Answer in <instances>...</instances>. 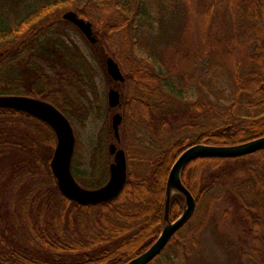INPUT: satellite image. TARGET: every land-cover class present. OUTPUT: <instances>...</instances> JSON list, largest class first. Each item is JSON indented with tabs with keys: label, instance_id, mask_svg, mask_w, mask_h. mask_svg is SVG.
Returning <instances> with one entry per match:
<instances>
[{
	"label": "trees",
	"instance_id": "trees-1",
	"mask_svg": "<svg viewBox=\"0 0 264 264\" xmlns=\"http://www.w3.org/2000/svg\"><path fill=\"white\" fill-rule=\"evenodd\" d=\"M180 2L185 11L197 8V21L195 26L179 21V35L164 50L160 65L136 60L135 41H112L138 20L145 24L143 0H31L25 9L12 13L11 25L0 23V95L45 101L68 119L73 100L67 105L64 99H73L78 90L80 96L83 89L92 91L89 61L75 56L63 31L64 24L74 27L59 17L65 10L92 24L95 46L112 54L127 85L126 94H121L120 128L127 124L122 135L119 128L127 180L116 199L98 205L80 206L60 194L49 169L55 137L47 125L0 109V181L21 185L18 208L0 216V264H126L145 252L161 232L167 177L180 153L191 145L232 146L264 136V0ZM197 65L205 66L227 90L215 122L200 128L187 125L164 146H139L142 140L132 130L151 124L152 111L162 104L164 81L183 69L188 74ZM195 107L204 111V117L214 113L205 100ZM110 137L111 130L106 132L104 126L99 134L103 147L96 148L94 158L111 159L106 150ZM75 158L74 151L71 172L81 187L105 184L108 163L100 181L98 175L89 178L80 173ZM249 158L255 167L245 171L247 178L238 189L223 164ZM181 182L194 197L195 210L150 264L165 257L170 246L179 248L183 241L194 246L213 204L235 196L240 199L241 220L249 224L244 254L264 264V150L236 159H196L182 169ZM183 206L182 196L171 195L170 222L182 214Z\"/></svg>",
	"mask_w": 264,
	"mask_h": 264
},
{
	"label": "rangeland",
	"instance_id": "rangeland-1",
	"mask_svg": "<svg viewBox=\"0 0 264 264\" xmlns=\"http://www.w3.org/2000/svg\"><path fill=\"white\" fill-rule=\"evenodd\" d=\"M30 1L6 0L3 6L0 5V23L11 25L13 22L12 13L17 11V8H19L18 10L25 9L26 3ZM143 1L147 14L145 24L138 20L123 35L114 36L112 41H115L116 44H118L117 41L124 43L125 38L135 41L138 52L133 53V56L136 60L147 62V64L155 61L160 65L159 60L163 57L164 50L179 35V33L176 34L179 30V21H185V23L189 21L191 25L195 26L197 6L195 7L196 3L193 2L192 7L196 9L185 11L180 0ZM66 11L70 10L63 11L59 17ZM92 29L95 34L93 26ZM63 31L67 32L66 39H68L75 56L81 55L89 61L87 66L91 71L92 80V91L87 92L84 89L82 91L85 97L80 96L78 90L77 94L73 95V99H64L67 105L72 100L74 102H72L68 120L75 137V166L80 173L86 174L89 178L98 175L101 177V181L104 178L103 166L105 162L109 166L111 159H108L106 155L102 159L94 158V154L103 147L102 141L99 140V134L104 126L106 132L110 129V120L114 113L121 114V109L111 110L108 108L106 93L110 88H113L123 96L126 94L127 85L124 83L118 86L107 76L105 60L107 57L114 59L111 53H109L110 56L106 55L100 47L90 45L77 29L68 24H64ZM53 57L49 58L52 64ZM161 67L165 72L166 68L163 65ZM205 68V66L197 65L195 69L188 71V74H186L187 70L183 69L182 74L178 73L164 81L160 95L162 104L152 111L151 124L141 127L138 132L132 130L134 137L137 136L142 140L139 146L154 148V146L166 145L175 140L176 133L187 125L200 128V126L206 127V125L215 122V114L222 111L227 90L221 82L209 75ZM64 72H66L64 69H60V73ZM67 73L68 77H72L70 70ZM184 76L187 78L184 79ZM25 77L24 79H26ZM201 100L208 101L213 105L214 113L210 117H204V111L195 107ZM126 126L127 124H124L120 128L121 135ZM132 134L129 135L130 139H133ZM103 142L106 144L105 139ZM111 143L115 142L110 137L108 145ZM133 156L136 154L134 153ZM96 164L98 165L97 171L94 170ZM223 167L227 171L228 178H232L236 188L239 189L242 187L244 179L247 178L244 176L245 171L248 168H254L255 164L254 160L249 158L224 163ZM226 180L227 177L224 178V182ZM106 181L104 180V183ZM12 183L13 181L4 183L0 181V216L2 217L12 208L16 210L20 202L21 185L15 184L14 181V187H11ZM12 199L15 202H13L14 206L10 208L9 202L11 203ZM225 199L213 204L208 219L196 236L197 241L194 246L186 244V241H183L184 243L179 248L170 246L165 257L159 258L155 264H256L244 254L246 242L249 239L247 232L249 224L241 220L240 199L237 196ZM226 209H228L227 213Z\"/></svg>",
	"mask_w": 264,
	"mask_h": 264
},
{
	"label": "water",
	"instance_id": "water-1",
	"mask_svg": "<svg viewBox=\"0 0 264 264\" xmlns=\"http://www.w3.org/2000/svg\"><path fill=\"white\" fill-rule=\"evenodd\" d=\"M61 19L72 24L90 45L98 40L93 32L92 24L79 18L73 11H66ZM107 76L118 86L124 84L125 78L117 62L107 57L105 60ZM107 106L111 110L121 108V94L110 88L106 93ZM0 109L19 112L31 116L52 131L55 147L49 163V169L56 181L60 194L67 200L80 205L91 206L110 202L116 199L124 188L127 180V164L125 152L119 147V128L122 116L116 112L111 116L110 127L115 143L108 145L107 153L111 158L108 166V179L104 185L96 189L81 187L71 172L74 154L75 137L69 120L51 104L25 96L0 95ZM264 150V136L232 146H209L196 144L186 148L173 163L166 182L163 226L155 242L142 254L126 264H150L168 245L174 234L188 221L195 210V199L181 182V171L186 164L196 159L218 158L236 159L252 155ZM173 194L184 199L182 214L173 222L169 221V203Z\"/></svg>",
	"mask_w": 264,
	"mask_h": 264
},
{
	"label": "bare ground",
	"instance_id": "bare-ground-1",
	"mask_svg": "<svg viewBox=\"0 0 264 264\" xmlns=\"http://www.w3.org/2000/svg\"><path fill=\"white\" fill-rule=\"evenodd\" d=\"M110 130H111V127H110Z\"/></svg>",
	"mask_w": 264,
	"mask_h": 264
}]
</instances>
